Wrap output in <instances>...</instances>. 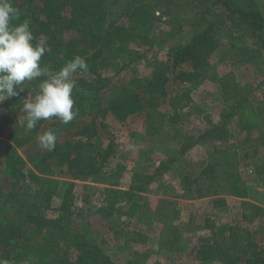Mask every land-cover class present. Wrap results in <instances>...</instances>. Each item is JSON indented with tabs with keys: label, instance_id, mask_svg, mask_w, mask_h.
I'll list each match as a JSON object with an SVG mask.
<instances>
[{
	"label": "rangeland",
	"instance_id": "374dc122",
	"mask_svg": "<svg viewBox=\"0 0 264 264\" xmlns=\"http://www.w3.org/2000/svg\"><path fill=\"white\" fill-rule=\"evenodd\" d=\"M149 1L160 20L144 33L148 40H133L121 53L108 52L98 65L113 83L135 84L149 77L152 65L166 60L171 46L187 43L215 20L206 14L210 0ZM245 1L264 12V0ZM216 19L219 40L209 57L210 71L194 83H167L168 96L156 110L124 121L108 117L113 150L106 174L93 178L53 174L42 189L30 188L51 219L68 201V232L87 233L101 250L103 264H203L206 258L209 264H226L232 255L264 251V182L256 172L264 163V147L259 145L258 156L239 165L253 190L248 198L233 196L222 181L200 175L210 164L217 165L225 150L243 151L258 144V126L248 118L251 110L231 115L228 102L264 101V43L238 19L224 13ZM109 62V67L103 66ZM175 95L183 100H173ZM183 103H188L184 111H191L187 120L177 126L163 124L168 111ZM19 120L23 121L22 115ZM190 139L197 143L184 149L180 143ZM97 140L93 139L98 149ZM31 146L38 148V141H30L24 149ZM139 184L143 191L131 189ZM7 187L0 186V196ZM134 192L143 195L145 207L130 219L118 209ZM187 211L191 218L183 221Z\"/></svg>",
	"mask_w": 264,
	"mask_h": 264
},
{
	"label": "trees",
	"instance_id": "16d2710c",
	"mask_svg": "<svg viewBox=\"0 0 264 264\" xmlns=\"http://www.w3.org/2000/svg\"><path fill=\"white\" fill-rule=\"evenodd\" d=\"M210 2L206 14L214 16L215 20L209 21L187 43L171 46L167 59L152 65L149 77L135 84H118L111 82L98 65L108 52L121 53L133 40H148L144 33L160 20L149 0H13L14 6L22 12L20 21L30 18L36 39L46 40L51 47V52L42 57V65L59 70L66 61L79 55L86 60L88 70L78 72L75 77L78 90H74V110L78 112L79 121L64 125L53 117L38 122L31 132L26 131L23 104L29 93L35 94L38 90L39 79L26 82L24 92L0 104V186L3 183L8 186L4 196H0V260L11 264H25V261L29 264H103L101 250L87 233L71 235L68 232L71 219L67 212L68 201L62 203L59 216L51 219L45 205L33 198L30 188L39 185L42 189L51 181L48 176L53 174L78 178L106 174V161L113 150L112 133L107 129L108 117L113 115L124 121L142 111L156 110L159 101L168 96L167 83H194L210 71L209 57L219 40L216 16L220 13L244 23L264 43L262 9L245 0ZM69 32L73 36L67 38L65 35ZM103 66L109 67L110 62ZM173 100L181 102L183 96L175 95ZM187 104L168 111L163 124L177 126L187 120L191 114L190 110L184 111ZM228 105L231 115L245 112L247 108L251 110L248 118L258 126V144L243 151L225 150L217 165L210 164L200 175L222 181L233 196L248 198L253 190L239 165L258 156L259 145L264 147V101L251 104L244 99L238 105L229 102ZM14 120L17 122L8 133L7 127ZM50 129L57 135L54 151L40 146L24 149L30 141H37V134ZM94 138L99 140L98 149L94 147ZM196 143L197 140L190 139L180 145L187 149ZM256 172L260 182H264V163ZM131 189L143 191L144 187L139 184ZM143 199V195L130 193V199L118 212L130 219L136 217L144 208ZM205 260L203 264L211 262L210 258ZM226 264H264V251L232 255Z\"/></svg>",
	"mask_w": 264,
	"mask_h": 264
},
{
	"label": "clouds",
	"instance_id": "9594fccd",
	"mask_svg": "<svg viewBox=\"0 0 264 264\" xmlns=\"http://www.w3.org/2000/svg\"><path fill=\"white\" fill-rule=\"evenodd\" d=\"M21 15L13 0H0V103L18 97L25 91L26 82L39 79L35 95L29 93L23 104L26 131L31 132L38 122L53 117L67 125L78 115L74 110V90H78L76 74L86 72L88 64L77 55L59 70L42 65V57L51 52V47L46 40L36 39L31 19L20 21ZM37 141L42 149L54 151L56 132L50 129L38 135ZM0 264L11 262L0 260Z\"/></svg>",
	"mask_w": 264,
	"mask_h": 264
},
{
	"label": "crops",
	"instance_id": "0c3cea01",
	"mask_svg": "<svg viewBox=\"0 0 264 264\" xmlns=\"http://www.w3.org/2000/svg\"><path fill=\"white\" fill-rule=\"evenodd\" d=\"M144 207H145V206H144ZM195 211H196V210H195ZM188 212H189V211H187V214H186V215H183V216H182V220H183V221H188L189 218H191L190 213H189V215H188ZM192 213H193V212H192ZM192 213H191V214H192ZM177 223H179V222H177Z\"/></svg>",
	"mask_w": 264,
	"mask_h": 264
}]
</instances>
